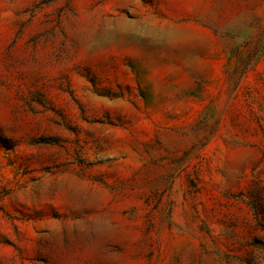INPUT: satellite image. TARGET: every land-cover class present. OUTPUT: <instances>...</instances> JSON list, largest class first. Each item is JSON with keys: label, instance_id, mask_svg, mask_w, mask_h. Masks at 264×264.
<instances>
[{"label": "rangeland", "instance_id": "374dc122", "mask_svg": "<svg viewBox=\"0 0 264 264\" xmlns=\"http://www.w3.org/2000/svg\"><path fill=\"white\" fill-rule=\"evenodd\" d=\"M0 264H264V0H0Z\"/></svg>", "mask_w": 264, "mask_h": 264}]
</instances>
